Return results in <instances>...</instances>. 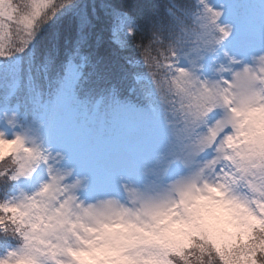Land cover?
<instances>
[{
    "label": "snow or ice",
    "instance_id": "1",
    "mask_svg": "<svg viewBox=\"0 0 264 264\" xmlns=\"http://www.w3.org/2000/svg\"><path fill=\"white\" fill-rule=\"evenodd\" d=\"M74 5L0 0V61L31 49L45 82L29 73L23 101L8 97L31 105L28 122L13 112L0 128V264H264V51L227 49V0H166L139 40L145 27L113 7L147 76L135 99L112 89L91 113L83 63L50 78L35 49Z\"/></svg>",
    "mask_w": 264,
    "mask_h": 264
},
{
    "label": "trees",
    "instance_id": "2",
    "mask_svg": "<svg viewBox=\"0 0 264 264\" xmlns=\"http://www.w3.org/2000/svg\"><path fill=\"white\" fill-rule=\"evenodd\" d=\"M19 2V0H18ZM166 0H75L71 9L59 14L41 32L35 42L38 57L42 60L50 55L54 60L51 66L50 78L57 74L63 75L68 62L83 63L82 76L77 87L81 99L90 101L88 111L91 113L92 104L101 96L107 97L115 89L121 98L136 95L130 92L136 88L137 94L140 86L136 84L135 75L147 76V70L140 61V55L132 39L126 34L119 21L111 15V9L117 7L126 10L136 18L138 23L145 27L143 34H137V40L143 35L147 38V21L150 16L163 13V3ZM264 0H231L230 8L237 16L238 26L263 28L261 20V6ZM118 29L120 39L126 41V47L120 48L113 40V29ZM79 48V55L76 49ZM31 49L21 56L0 61V111L8 110L19 112L21 123H27L25 112L31 115V105L26 109L23 103L18 107L15 102H9V95L19 88L18 95L23 98L27 94V81L29 73L41 79L42 70L39 63H30ZM80 56L86 57L81 61ZM183 61L181 59L179 62ZM185 66L187 64L185 63ZM18 67L17 71L12 68ZM205 72V70H204ZM143 83V82H142ZM50 103L48 108H50ZM78 106L69 105L67 112L76 111ZM82 113V110H79ZM37 114L45 113L44 105L36 106ZM111 116V113H108ZM147 128L149 124L144 122ZM28 191L33 190L27 189ZM5 241L0 238V245Z\"/></svg>",
    "mask_w": 264,
    "mask_h": 264
},
{
    "label": "rangeland",
    "instance_id": "3",
    "mask_svg": "<svg viewBox=\"0 0 264 264\" xmlns=\"http://www.w3.org/2000/svg\"><path fill=\"white\" fill-rule=\"evenodd\" d=\"M230 1L227 0V10L225 14V21L230 23L233 26V33L230 39L226 42L227 49L237 57L243 56L245 60H250V53H255L259 51H264V29L260 30L256 26L252 28H247L238 26L237 24V16L230 8ZM224 0H213V3L219 6L220 3H223ZM261 20L263 22L264 28V3L261 6ZM78 64L77 61H74ZM182 66H185V61L179 62ZM18 67L12 68V71H17ZM205 74H207V70L205 69ZM17 108H14V111L1 110L0 111V128H5L6 125L4 121L12 115L13 112H16ZM67 111V110H66ZM24 189H32L35 187V184L31 181H25L22 185Z\"/></svg>",
    "mask_w": 264,
    "mask_h": 264
},
{
    "label": "clouds",
    "instance_id": "4",
    "mask_svg": "<svg viewBox=\"0 0 264 264\" xmlns=\"http://www.w3.org/2000/svg\"><path fill=\"white\" fill-rule=\"evenodd\" d=\"M3 183V180H0V184ZM8 236H10V233H0V238H3V239H7ZM141 264H153V261L151 260H145V261H142Z\"/></svg>",
    "mask_w": 264,
    "mask_h": 264
}]
</instances>
